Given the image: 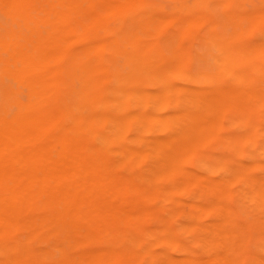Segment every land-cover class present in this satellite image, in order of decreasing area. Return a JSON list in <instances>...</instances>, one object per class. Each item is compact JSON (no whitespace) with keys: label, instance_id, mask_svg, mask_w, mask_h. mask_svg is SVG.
Listing matches in <instances>:
<instances>
[{"label":"bare ground","instance_id":"6f19581e","mask_svg":"<svg viewBox=\"0 0 264 264\" xmlns=\"http://www.w3.org/2000/svg\"><path fill=\"white\" fill-rule=\"evenodd\" d=\"M1 1L23 22L0 30V264H264L247 22L185 52L150 47L131 0Z\"/></svg>","mask_w":264,"mask_h":264},{"label":"rangeland","instance_id":"374dc122","mask_svg":"<svg viewBox=\"0 0 264 264\" xmlns=\"http://www.w3.org/2000/svg\"><path fill=\"white\" fill-rule=\"evenodd\" d=\"M227 1L228 5L224 6ZM130 6L135 17L142 16L151 22L144 29L145 37L152 40L150 47L161 49L171 37L181 51H199L202 41L190 34L204 35L211 22H232L238 16L247 22L237 34L243 43L264 41V0H131ZM17 22H23L21 8L0 0V30L1 24L17 27ZM248 22L252 24L248 26ZM231 116L226 113V118ZM193 160L188 157L186 164L191 165Z\"/></svg>","mask_w":264,"mask_h":264}]
</instances>
